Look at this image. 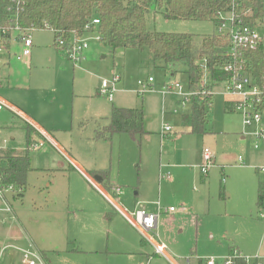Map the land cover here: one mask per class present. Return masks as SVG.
Instances as JSON below:
<instances>
[{
    "label": "rangeland",
    "instance_id": "1",
    "mask_svg": "<svg viewBox=\"0 0 264 264\" xmlns=\"http://www.w3.org/2000/svg\"><path fill=\"white\" fill-rule=\"evenodd\" d=\"M146 23L150 31L199 37L216 32L211 21L167 19L163 11L153 8ZM97 32L98 27L93 26L80 36L88 38V48L82 51L83 59L75 63L64 49L53 46L51 31L33 30L35 46L30 60L9 65L5 70L8 84L0 94L54 131L88 170L107 174L111 183L121 188L124 205L139 201L140 207L150 204L154 210L152 203L159 201L163 211L158 217V236L154 232L150 235L165 244L175 264H197L206 257L218 258L220 263L227 256L228 240L234 237L249 255L261 231L253 218L263 222L256 203L262 179L246 167L264 163V144L254 149L252 136L241 139V117L225 111L221 86L206 106V132H188L181 117L190 108V101L183 106L178 95L162 96L160 92L162 84L170 82L181 84L187 92V75L179 70L172 73L153 61L147 49L111 53L98 41ZM114 71L121 80L109 101L95 89L99 77L109 78ZM149 76L153 91L137 94V80ZM112 106H142L146 133L134 140L125 133H115L110 140L97 138L95 120L109 116ZM101 124L98 131L103 132ZM164 124L171 131L162 134ZM27 125L13 111L1 110L0 146L25 149ZM33 137L43 147H29L32 165L42 170L27 173L23 197H9L17 221L12 216L5 219L7 215L0 211V247L10 245L3 250L0 264H24L16 247L28 248L29 241L42 249L38 252L46 264H170L155 255L152 244L129 221L113 214L99 191L104 203L87 189L79 171H49L58 164L68 167L69 162L41 133L35 132ZM205 148L214 156V164L202 174ZM239 155L245 166L234 161ZM160 170L168 176L159 178ZM134 192L138 193L135 197ZM3 205L0 198V209ZM14 231L21 234L19 241L10 239Z\"/></svg>",
    "mask_w": 264,
    "mask_h": 264
},
{
    "label": "trees",
    "instance_id": "2",
    "mask_svg": "<svg viewBox=\"0 0 264 264\" xmlns=\"http://www.w3.org/2000/svg\"><path fill=\"white\" fill-rule=\"evenodd\" d=\"M150 8L163 11L167 19L211 21L215 29L218 13L232 8L247 25L264 22V0H0V24L7 26L12 20L23 28L47 29L53 34V46L65 49L74 35L86 33V25L97 18L98 41L111 53L127 48L147 49L153 61L170 68L172 73L184 72L189 89L200 88L203 65L208 71V83L227 77L221 70L231 61L225 50L227 36L216 32L199 37L191 33L150 31L146 23ZM243 57L245 69L259 79L264 68L261 51L246 50ZM210 100L211 96L191 99L189 112L181 117L188 132L204 133L205 108ZM225 108L229 111L232 107L227 103ZM143 125L141 107L112 106L107 125L103 132L96 131L95 136L109 138L115 133H125L134 140L146 133ZM31 131L26 126L27 145L32 143ZM30 170L27 150L0 154V188L11 185L21 194ZM256 203L258 207L264 205L262 182L258 183ZM233 252L234 248L230 247L228 255ZM242 262V258H236V264Z\"/></svg>",
    "mask_w": 264,
    "mask_h": 264
},
{
    "label": "built area",
    "instance_id": "3",
    "mask_svg": "<svg viewBox=\"0 0 264 264\" xmlns=\"http://www.w3.org/2000/svg\"><path fill=\"white\" fill-rule=\"evenodd\" d=\"M98 24L99 20L94 18L85 28L89 31L91 27L97 26ZM32 31V28L20 27L12 20L7 26L0 24V56L2 53L7 52L16 60L24 62L31 53L33 45ZM216 33L228 37V45L225 50L226 54L231 58V61L221 67V70L227 73V77L210 84L208 83V71L201 64L204 69L200 79L199 89H189L187 92H184L181 84L170 82L163 84L160 92L163 95L168 93L178 95L179 102L184 106L186 102H191L193 97L199 96L201 98L203 96L213 95L215 92L213 89L214 85L221 86L220 92L228 97L233 110L239 113L241 117L242 135L252 136L254 139L253 148L258 149L260 143L264 144V68L261 71L259 79H257L245 69L242 60L244 59L243 52L246 50H260L264 58V22L259 21L254 25H247L236 16L232 8L229 11L218 13ZM96 38L99 39L98 33ZM14 46L18 47L17 51H14ZM86 48H88V38L74 35L64 50L75 63H79L83 59L82 51ZM120 80V74L115 71L112 72L109 78H101L97 89L98 95L104 96L109 101H112L115 92L118 91L117 85ZM137 86L136 93L139 95L153 91V78L149 76L144 80L139 79L137 80ZM4 106L7 105L0 98V109ZM170 130L171 127L168 124L162 126V134ZM42 145V142H37L32 145V148L38 149ZM213 164L214 156L205 148L202 152L201 173L206 174ZM238 164H243L241 156H238ZM255 170L260 175L261 182L264 183V163L255 166ZM12 191L14 189L11 185L0 188V198H3L5 192ZM120 191V187L112 188L115 196ZM113 194L109 193L108 195L106 193L105 195L113 208L129 221L142 237L152 244L155 253L162 255L172 262L166 251L165 244L156 242L150 235L156 227L158 212L150 213L143 208L127 209L119 205ZM258 209L260 218L264 220V205L259 206ZM6 210H9V208L6 207ZM169 210H172V208L170 207ZM22 256V262L25 264H43L35 251L28 249L22 250ZM236 258L243 259L241 264H259L257 256H242L237 251L221 259L220 264H236ZM205 264L218 263L215 257H208L206 258Z\"/></svg>",
    "mask_w": 264,
    "mask_h": 264
},
{
    "label": "crops",
    "instance_id": "4",
    "mask_svg": "<svg viewBox=\"0 0 264 264\" xmlns=\"http://www.w3.org/2000/svg\"><path fill=\"white\" fill-rule=\"evenodd\" d=\"M34 42H33V45H32V48H31V53L30 55L26 58V60L24 62H28L31 58V55H32V50L34 48ZM15 48V49H14ZM14 51L18 50V47H13ZM13 62H18V63H21L20 61L16 60L10 53H2L1 56H0V92L4 89V87L7 86L8 82L6 83L7 81V76H8V72H6L5 70H7V68L9 67V65ZM8 71V70H7ZM180 71V70H179ZM121 77V76H120ZM101 79V77H99V80ZM100 83V81H99ZM165 84V83H163ZM162 84V86H163ZM99 86V85H98ZM161 86V87H162ZM219 86H216L214 85L213 86V89L215 90L216 88H218ZM98 87H96L95 91H97ZM119 90V89H118ZM221 90V88H220ZM221 93V92H220ZM168 94H171V93H168ZM222 94V93H221ZM167 95V94H165ZM162 94V96H165ZM224 95V94H222ZM225 96V95H224ZM212 97V95H211ZM226 99L224 100V109L225 111H228L226 110L225 108V105L227 103L230 104L231 106V102L229 101L228 97L225 96ZM0 98L5 102V104L7 106H4L1 110L3 109H8V110H11L13 111V114H17L18 116H20L21 118H23L24 121H26L28 123L27 126L31 127L32 128V131H31V140H32V143L30 145H27V139H26V148L25 149H18L16 148L15 146L13 145H6V146H0V149H4L5 150V153L6 152H17V153H23L25 152L26 150L29 152V147H32L33 144L37 143L38 140H36L34 137H33V134L35 132H39L41 133L46 139L49 140V142H51L53 144V146L61 153V155L63 157H65V159L69 162V166L68 167H64L62 164H58L55 168H52L50 169L49 171H52V172H65V171H69L70 169L72 170H77L79 171V173L85 178V184H86V187L89 191H91L92 193H94L95 195H97V197H99L98 193L100 192L102 195H103V198L106 200V202L108 204L111 205L110 201L106 198V193L109 195V193L113 194L112 192V188L113 187H119V186H114L111 181L109 180V176L107 174H105L104 172L102 171H99L97 169H93V170H88L82 163L80 160L76 159V157H74V155H72V153L69 151V149H67L62 143L61 141H59V139L56 137V135L54 134V131L52 133L51 129H47L45 128L43 125H41L32 115H30L29 113H27L26 111H24L22 108L18 107L17 105H15L13 102L7 100L6 98H4L1 94H0ZM178 103H179V99H178ZM210 103H211V100H210ZM190 105H191V102H190ZM9 106V107H8ZM232 107V106H231ZM112 108V107H111ZM134 108H137V107H134ZM142 108V106H141ZM143 109V108H142ZM190 109V108H189ZM189 109L186 113L189 112ZM206 109V108H205ZM175 113H177V111L174 110ZM229 112H233V113H237L236 111L233 110V108H231V110H229ZM144 113V112H143ZM184 113V114H186ZM183 114V115H184ZM206 114H207V111H206ZM239 115V113H237ZM110 116V115H109ZM109 116H105V117H101L99 119H96L95 120V129H94V133L96 134V131L99 130V123H102L101 125H103L104 127L107 125L108 123V118ZM207 119H208V115L206 117V122H207ZM205 122V123H206ZM240 123H241V120H240ZM205 125V124H204ZM182 127L186 128L188 130L187 127L183 126ZM171 131V130H170ZM169 131V132H170ZM146 132V131H145ZM204 132H206V130L204 129ZM239 134L241 135V139H245L247 136H243L242 135V124H241V131L239 132ZM112 137V136H111ZM111 137L109 138H104V139H111ZM43 145L40 147L42 148ZM38 148V149H40ZM2 150V151H4ZM37 150V149H35ZM0 154H3L0 152ZM172 154H170L171 156ZM240 156V155H239ZM29 157H30V166H31V170L30 171H33V170H42L41 168L39 167H36L34 165H32V159H31V155L29 153ZM242 157V156H241ZM238 166H245L244 164V159L242 157V161H243V164L242 165H239L238 164V157L235 158L234 160ZM255 166L256 165H248V167H246V169L248 170H255ZM29 171V172H30ZM99 173H101L102 175H100V178H101V181H98L94 178V176H99ZM257 176H258V173L257 171L255 170ZM160 177L159 178H164V177H167L168 176V172H164L163 170H160ZM224 179V178H223ZM222 179V180H223ZM200 182L202 183L203 182V179L200 177ZM259 183V181H258ZM26 184H27V175H26ZM258 188V187H257ZM121 189V188H120ZM26 190V185H25V188L24 190L21 192V194H18V191H12V192H5L4 195H3V198H2V201H3V207H1L0 211L1 212H4L7 216H5L4 218L5 219H8V220H11L10 216H12L13 219H15V221H17V216L15 215L14 213V210L13 208H11V204L9 202V197H23L24 196V192ZM99 191V192H98ZM137 192H134L133 193V196H137ZM224 194V193H223ZM115 196V194H113ZM121 195H122V192L120 191L119 194H117L115 196L117 202L119 203V205H121L122 207H125L127 209H135V208H143L144 210H146L147 212H154V213H157L158 212V217L160 215V213L163 211V207L161 206L160 202L159 201H156V202H153L152 204L155 205V209L153 210V208H151L148 204H147V207H140V203L139 201H134L131 203H129V205H124V203H122V200H121ZM100 198V197H99ZM101 199V198H100ZM101 201H103L101 199ZM104 203V201H103ZM129 206V207H128ZM6 207L9 208V210H6ZM111 208H112V211H113V214H117V215H120L114 208L113 206L111 205ZM122 216V215H121ZM158 217H157V222H158ZM263 220V219H262ZM253 221H255V223L257 224V229H258V226L260 225L261 226V231H260V234H259V237H258V240H257V243L255 244L254 247H252L250 249V254L249 255H245V246H243V244L239 241V238L237 237H234L233 240H228V247H227V255L229 254V250H230V247L234 248V251H237L238 253H240L242 256H257L258 257V263L259 264H264V220L263 222L256 219V218H253ZM157 222H156V227L154 229V233L156 234V236H158V234L156 233V228H157ZM21 234H19L17 231H14L12 233V236L10 237V239H13L14 241H19L21 239ZM147 241V240H146ZM148 242V241H147ZM34 245V244H33ZM32 245V242L29 241V246L28 248H24V247H16L20 252H21V256H22V250H32V251H35L37 253V255L40 257L41 259V256L39 255V252L42 250V249H39L38 247H36V245H34L33 247ZM7 246H10L9 244L7 245H4L2 247H0V256L3 252L4 249H6ZM166 247V246H165ZM39 251V252H38ZM155 255L157 256H162L160 254H157L155 253ZM170 256V254H168ZM163 257V256H162ZM150 258V256H149ZM148 258V259H149ZM165 258V257H164ZM172 262L168 259H166L170 264H175V262L173 261L172 257L170 256ZM208 258V257H206ZM206 258L204 260V262H202V264H205V261H206ZM23 259V256L21 258V261ZM218 259V258H217ZM216 259V260H217ZM42 263L43 264H46V262L44 260H42ZM24 263V262H22ZM187 263H188V260H187ZM198 263V262H197ZM218 263V262H217ZM25 264V263H24ZM39 264V263H38ZM220 264V263H218Z\"/></svg>",
    "mask_w": 264,
    "mask_h": 264
},
{
    "label": "water",
    "instance_id": "5",
    "mask_svg": "<svg viewBox=\"0 0 264 264\" xmlns=\"http://www.w3.org/2000/svg\"><path fill=\"white\" fill-rule=\"evenodd\" d=\"M94 178H95L96 180H98V181H101L100 176H94Z\"/></svg>",
    "mask_w": 264,
    "mask_h": 264
}]
</instances>
